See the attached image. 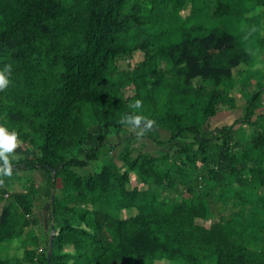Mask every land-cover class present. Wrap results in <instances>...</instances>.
<instances>
[{"label":"trees","instance_id":"16d2710c","mask_svg":"<svg viewBox=\"0 0 264 264\" xmlns=\"http://www.w3.org/2000/svg\"><path fill=\"white\" fill-rule=\"evenodd\" d=\"M130 1L0 0V126L27 151L0 187V264H48L52 230L50 264H264V85L246 89L264 0H185L174 40ZM137 99L155 154L119 123Z\"/></svg>","mask_w":264,"mask_h":264},{"label":"rangeland","instance_id":"374dc122","mask_svg":"<svg viewBox=\"0 0 264 264\" xmlns=\"http://www.w3.org/2000/svg\"><path fill=\"white\" fill-rule=\"evenodd\" d=\"M135 1L136 0H131L128 6L130 8L133 7ZM139 1H140L139 5L144 2L141 6L142 15L145 16L146 18L151 19V22L154 23L155 26L159 28V30H163L166 33L169 32L170 35L167 36V38L168 37L170 38L169 40H174L180 37V34L175 31V28L180 27L181 19L185 18L190 13V10L187 9L188 7L185 10H183L180 7V4L185 0H139ZM209 2H210L209 0H189V3H196L198 6L202 7L203 9L209 8L211 11V15H212L214 6L212 3H209ZM205 22L209 26L210 30H213L216 27L219 30H224V25L227 23L225 19H220V20H215V21L210 20V21H205ZM259 44L261 45V47H258V48L263 49L264 37L262 38V41ZM252 58H253L252 73H253L254 79L253 81H251V83H255V81L257 82L260 81L261 84H257V85L252 84L251 87H249L250 84L249 86L246 85V89L248 93H252L253 91L254 92L258 91L259 87L264 85V55L260 53H254V56H252ZM141 60H142L141 53H137L130 63L133 66L134 64H136L137 62H140ZM123 65L125 66L126 64L124 63ZM247 69L248 67L241 65L236 70H234L233 73L235 75L239 73V76L242 74V77L241 78L239 77L240 78L239 80L243 81L244 79L249 78L252 75L250 71L247 72ZM242 71H245V72H242ZM236 97L240 99L238 95H236ZM263 98H264V95L262 99ZM239 102L242 103L240 100ZM263 102H264V99H263ZM261 112H264V107L257 110L258 114ZM231 113L230 114L228 112L224 114L218 113L217 115L212 117L207 124L209 126V129L213 131L218 126L233 125L234 122L238 121L242 117L240 109L236 111H232ZM246 129L248 128L246 127ZM122 138H124L123 134L117 135L116 133L112 132L111 134H109L108 141L110 144H114V143L119 142ZM167 138H168V135L165 132H161V139L166 141ZM135 146L138 147L139 149H142L143 152H150L151 154H155V151L163 150V148L154 146L152 142L148 139H141V140L137 139V143L135 144ZM166 148H169V147H166ZM115 151H117V149ZM26 152L27 151L24 148H22V146H18V148L15 151V153H19V154L21 153L24 154ZM102 162L103 160H98V162H94L87 169H83L81 173L87 174V172L90 173V172L99 171V169L101 168ZM135 186H136V182L134 180L133 175H131V181H130V185L128 186V189H131ZM44 210H45V207L42 210V213L44 212ZM128 216H129L128 213H125V212L122 213V218H127ZM42 223H43V231H44V229H47V228L44 226L45 225L44 222ZM13 253H16L18 255L21 254L20 251L19 252L16 251V246L14 245L9 250V254H13Z\"/></svg>","mask_w":264,"mask_h":264},{"label":"clouds","instance_id":"9594fccd","mask_svg":"<svg viewBox=\"0 0 264 264\" xmlns=\"http://www.w3.org/2000/svg\"><path fill=\"white\" fill-rule=\"evenodd\" d=\"M256 29L253 28L252 31ZM12 65L7 64L0 70V92L5 91L10 83ZM129 107L133 110L131 114L125 115L119 120L121 125H126L135 131L138 140L145 137V134L155 129L156 121L146 116L136 114L137 109L142 108V101L137 99ZM19 146L18 135L15 131L9 132L5 127L0 126V187L5 185V178H12L13 163L17 157L14 155Z\"/></svg>","mask_w":264,"mask_h":264},{"label":"water","instance_id":"95a60500","mask_svg":"<svg viewBox=\"0 0 264 264\" xmlns=\"http://www.w3.org/2000/svg\"><path fill=\"white\" fill-rule=\"evenodd\" d=\"M55 232L54 230L51 231L50 236H49V249L47 251V260L48 264H50V258H51V253H52V245H53V239H54Z\"/></svg>","mask_w":264,"mask_h":264},{"label":"crops","instance_id":"0c3cea01","mask_svg":"<svg viewBox=\"0 0 264 264\" xmlns=\"http://www.w3.org/2000/svg\"><path fill=\"white\" fill-rule=\"evenodd\" d=\"M226 112H228L229 114L231 113V111H224V112H221V114H224V113H226ZM240 112H241V110H240ZM220 114V113H219ZM232 114V113H231ZM241 114H242V112H241ZM234 122V121H233ZM235 123V122H234ZM233 124V123H232ZM231 126V125H230ZM44 222H45V219H44ZM45 228V227H44ZM47 231V229H44V232H46Z\"/></svg>","mask_w":264,"mask_h":264},{"label":"built area","instance_id":"2783aa9c","mask_svg":"<svg viewBox=\"0 0 264 264\" xmlns=\"http://www.w3.org/2000/svg\"><path fill=\"white\" fill-rule=\"evenodd\" d=\"M39 251H41V249H39Z\"/></svg>","mask_w":264,"mask_h":264}]
</instances>
